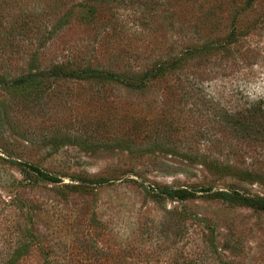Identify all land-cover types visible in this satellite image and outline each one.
Instances as JSON below:
<instances>
[{
	"label": "rangeland",
	"instance_id": "374dc122",
	"mask_svg": "<svg viewBox=\"0 0 264 264\" xmlns=\"http://www.w3.org/2000/svg\"><path fill=\"white\" fill-rule=\"evenodd\" d=\"M55 66L130 84L0 87V264H264V211L214 197L264 201V140L224 123L264 109V0H0L1 81Z\"/></svg>",
	"mask_w": 264,
	"mask_h": 264
},
{
	"label": "trees",
	"instance_id": "16d2710c",
	"mask_svg": "<svg viewBox=\"0 0 264 264\" xmlns=\"http://www.w3.org/2000/svg\"><path fill=\"white\" fill-rule=\"evenodd\" d=\"M88 1H97V0H88ZM253 1L250 2V4ZM63 24V23H62ZM235 26V23H234ZM233 31H230V34L224 38L223 41H220L219 43H213L211 45H205L203 47L198 48H192L185 52L184 55L178 56V58H171L166 61H163L159 63L149 74H145L141 77V84H145V82L153 76L162 75L166 72H171L172 70H178L180 68L181 62L185 59H187V55L190 57H195L198 55H208L213 54L216 52H219L221 50L226 49L229 45L233 44L235 42V27H233ZM77 74V75H76ZM41 75L44 76H50L55 77L59 79H64L66 77H75V78H81L83 80H96L97 82H115V83H122V84H130L125 83L124 80L120 76H116L113 73L105 72V71H99L94 70L90 68H86L83 70H79L78 72L70 71L64 68L63 66H55L50 71L44 73H32L25 76H21L17 79H14L9 82H3L0 79V87L2 86H9L15 91H25L31 88L39 87L40 80L39 77ZM132 86V85H130ZM243 112L248 113V122L241 121L242 117L240 114L236 113H230L227 116L229 121L224 122L229 128H232L233 131L238 134L241 138L244 139H252L253 141H259L260 139L264 140V130L263 128H259V125L261 123L257 124V121L253 124L252 118L258 115L260 119L264 121V109H255L254 106H250L249 108L245 109ZM21 167H28L29 169L33 170L37 173V175L41 178L43 181H53L54 179L50 177L49 175L41 172L40 170L36 168H32L30 166L21 165L20 163H17ZM250 174V173H247ZM166 197L170 198H178L180 200H185L187 198H192L193 194L188 193L184 190L182 191H163L162 193ZM215 198L221 199L224 202H229L230 204H243L250 206L255 209H260L264 211V201L263 200H256V199H250L246 197H232L228 195L225 192H217L214 195Z\"/></svg>",
	"mask_w": 264,
	"mask_h": 264
}]
</instances>
